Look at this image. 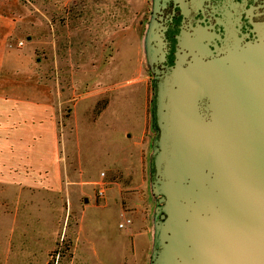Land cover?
I'll list each match as a JSON object with an SVG mask.
<instances>
[{
  "label": "rangeland",
  "instance_id": "obj_1",
  "mask_svg": "<svg viewBox=\"0 0 264 264\" xmlns=\"http://www.w3.org/2000/svg\"><path fill=\"white\" fill-rule=\"evenodd\" d=\"M32 10H38L45 15L47 21L54 25L51 29L40 28L34 36L40 42L37 45V56L43 60L41 64L42 78H49L53 71L67 72L70 62H79L84 69L96 67L103 59L109 60L113 50H109L103 42L96 45V33L111 31L113 28H131L136 33L143 27L147 10L153 0H19ZM98 9V10H97ZM42 17V16H41ZM72 28L78 26L75 45L68 48L66 43V25ZM64 26V27H63ZM88 28L89 31H84ZM52 34L60 39L63 47H56V53L49 45L45 47L43 41H49ZM128 33H118L114 40L115 68L123 69L127 74L130 67L127 61L131 56L128 45ZM93 43V45L91 44ZM106 45V46H107ZM106 49V50H104ZM142 69L146 73L144 56ZM148 77V76H147ZM150 78V76H149ZM148 78V138L150 142L142 150L144 164L134 165L137 171L132 179L123 181L125 191L121 196L114 191H108V179L94 184L87 194L91 196V203H81L78 210H84L82 215L77 211L70 213L66 191L57 194L53 205L25 206L24 202H17V192L0 191V264H150L154 240L157 229V197L154 196L153 157L157 134L153 123V90L152 81ZM54 79H52L53 81ZM65 93L61 101L66 116L70 113L73 95L65 90L70 80L64 77L59 80ZM133 88L128 87L114 95L110 109L96 123L86 117L80 118L78 135L75 140V154L77 166L80 167L85 179L96 180L100 173H105L112 164L121 160L120 146L123 144L127 132L134 131L141 124L143 104L141 101L124 98ZM68 91V92H67ZM126 91V93H125ZM123 92V93H122ZM121 93V95H119ZM91 102L84 99L80 109ZM107 99H99L96 112L105 105ZM136 163V160H135ZM142 167V171H140ZM106 175V174H105ZM118 180L122 177L115 174ZM102 177V178H103ZM103 186L104 194H99ZM87 206V207H86ZM66 213L68 223L63 225ZM122 212V213H121ZM124 214V215H122ZM129 219L131 223L123 229L119 224ZM76 224V225H75ZM48 232L47 243L58 245L57 248L46 253V246L36 248L21 246L20 234L34 235L39 231ZM35 232V233H34ZM29 236V235H28ZM11 241L12 249L8 248ZM35 243V239L30 238Z\"/></svg>",
  "mask_w": 264,
  "mask_h": 264
},
{
  "label": "crops",
  "instance_id": "obj_2",
  "mask_svg": "<svg viewBox=\"0 0 264 264\" xmlns=\"http://www.w3.org/2000/svg\"><path fill=\"white\" fill-rule=\"evenodd\" d=\"M46 19L38 10H32L19 0H0V191H16L18 203L39 207L40 204L53 205L57 194L65 190L70 213L77 211L82 215L86 208L78 210L81 198L84 204L90 205L91 196L87 193L104 179L103 176L108 179L107 190L121 196V192L126 190L123 181L132 179L137 172L134 165L141 166L145 162L142 150L150 142L149 80L142 69L145 56L142 30L136 33L131 28L118 30L115 26L111 31H103L102 36L97 32L94 38L96 45L103 42L104 48L110 51L106 43L111 44L113 54L108 55L110 62L103 59L96 67L85 70L79 62L71 61L67 72L57 70L49 78H42L43 60L37 56L40 42L34 34L43 27L54 31V25ZM66 29V43L68 48H72L74 37L79 35L76 33L78 26L72 28L67 24ZM83 30L89 31L88 28ZM121 32L128 33L125 36L131 51L127 61L130 74L123 71L124 67L116 69L114 64L117 53L114 40ZM43 43L45 47L53 48L54 53L58 45L63 47L53 34L48 42ZM64 77L70 80L65 90L73 95L69 98L72 105L68 116L63 108L68 99L61 101L60 98L65 91L59 80ZM128 87L133 89L129 93L125 91L123 97L139 99L143 104L141 124L134 131L127 132L119 149L121 161L118 164L113 163L105 173L101 172V178L85 179L77 166L75 154L80 118L91 119L93 124L98 122L112 106L114 95ZM103 98L107 102L97 113V103ZM84 99H91V102L81 110L80 103ZM115 174L121 176L122 181L115 178ZM66 211L63 225L66 221L68 223L70 216ZM49 235L43 230L34 235L24 232L19 239L27 238L20 242L26 248L33 249L43 244L48 255L58 246L45 242ZM30 238L35 239V243ZM8 248L12 249L11 241Z\"/></svg>",
  "mask_w": 264,
  "mask_h": 264
},
{
  "label": "flooded vegetation",
  "instance_id": "obj_3",
  "mask_svg": "<svg viewBox=\"0 0 264 264\" xmlns=\"http://www.w3.org/2000/svg\"><path fill=\"white\" fill-rule=\"evenodd\" d=\"M141 30L146 73L153 87L155 149L157 141L164 137L163 172L169 170L177 145V127L195 124L214 128L218 134L216 129L224 124L243 122L237 119L241 112L244 118L250 109L258 108L260 91L254 80L264 76V0H153ZM155 154L153 184L158 222L150 264L159 262L164 251V264H195L194 257L184 258L173 249L176 235L168 208V185L186 188L191 177L157 176ZM200 173L201 188L213 196L224 191L260 190L256 185L217 184L216 171L208 165H203ZM198 190L192 187L194 194ZM196 204L194 196L176 197L175 205L186 209L178 218L179 224L185 226L190 222ZM222 205L204 203L196 216L211 221L216 214L223 213ZM161 227L164 239L158 251ZM263 236L256 232L253 252L254 258H258L253 264L264 260L259 262V257L264 256L260 246ZM181 245L185 251L193 246L190 240Z\"/></svg>",
  "mask_w": 264,
  "mask_h": 264
},
{
  "label": "bare ground",
  "instance_id": "obj_4",
  "mask_svg": "<svg viewBox=\"0 0 264 264\" xmlns=\"http://www.w3.org/2000/svg\"><path fill=\"white\" fill-rule=\"evenodd\" d=\"M260 95L258 108L250 109L240 123H228L216 129L195 124L181 125L178 140L171 158L168 175L191 177V186L185 189L168 185L170 223L175 228L173 249L184 258L194 257L195 264H253L255 235H264V76L257 81ZM255 103V100H254ZM249 120L246 122L245 120ZM208 165L216 171L214 182L256 185L260 190L224 191L210 195L201 188L200 169ZM192 187H198L196 194ZM178 196L196 198L197 204L190 214V222L178 223L184 207H177ZM222 203V214L211 221L199 220L196 211L204 203ZM225 205V206H224ZM190 240L191 250L185 251L182 242ZM264 252V236L260 238ZM225 250V253H224ZM264 256L259 257V262ZM264 264V260L260 262Z\"/></svg>",
  "mask_w": 264,
  "mask_h": 264
},
{
  "label": "water",
  "instance_id": "obj_5",
  "mask_svg": "<svg viewBox=\"0 0 264 264\" xmlns=\"http://www.w3.org/2000/svg\"><path fill=\"white\" fill-rule=\"evenodd\" d=\"M156 146H157V148L155 149V151H156L155 164H156V167H157V176H159V175L160 176L161 175H163V176L166 175L167 176L168 175V171H166V169H165V171L162 172V160H163L164 155H165L164 154L165 153V150H164V137L162 139H160L159 141H157ZM160 149H161V151H160ZM190 186H191V184H190ZM190 186H188V187H190ZM188 187H186V188H188ZM182 189H185V188H182ZM159 193H160V190H159L158 194ZM162 200H160V201L162 202ZM163 239H164V230L161 227L160 231H159V235H158V244H157L158 251L163 246ZM158 251H157L156 255H158ZM165 253H166L165 251L162 252V254L160 256V258H161L160 261L158 262V260H157V263H156V260H155V264H164V255H165ZM156 258H157V256H156Z\"/></svg>",
  "mask_w": 264,
  "mask_h": 264
},
{
  "label": "built area",
  "instance_id": "obj_6",
  "mask_svg": "<svg viewBox=\"0 0 264 264\" xmlns=\"http://www.w3.org/2000/svg\"><path fill=\"white\" fill-rule=\"evenodd\" d=\"M19 45L21 46L22 43H19ZM102 186V185H101ZM99 194L102 196L104 194V188L103 186L100 188ZM131 223V221L129 219H126L123 223L119 224V228L123 229L126 226H128Z\"/></svg>",
  "mask_w": 264,
  "mask_h": 264
}]
</instances>
